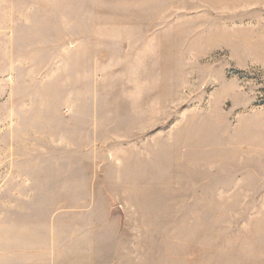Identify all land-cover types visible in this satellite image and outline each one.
<instances>
[{
	"label": "rangeland",
	"instance_id": "1",
	"mask_svg": "<svg viewBox=\"0 0 264 264\" xmlns=\"http://www.w3.org/2000/svg\"><path fill=\"white\" fill-rule=\"evenodd\" d=\"M0 264H264V0H0Z\"/></svg>",
	"mask_w": 264,
	"mask_h": 264
}]
</instances>
